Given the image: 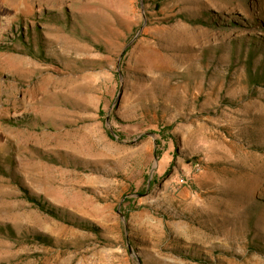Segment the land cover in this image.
<instances>
[{
  "label": "rangeland",
  "instance_id": "rangeland-1",
  "mask_svg": "<svg viewBox=\"0 0 264 264\" xmlns=\"http://www.w3.org/2000/svg\"><path fill=\"white\" fill-rule=\"evenodd\" d=\"M0 264H264V0H0Z\"/></svg>",
  "mask_w": 264,
  "mask_h": 264
},
{
  "label": "trees",
  "instance_id": "trees-1",
  "mask_svg": "<svg viewBox=\"0 0 264 264\" xmlns=\"http://www.w3.org/2000/svg\"><path fill=\"white\" fill-rule=\"evenodd\" d=\"M191 22H195V21H191ZM196 22H201V21L197 20ZM155 144L158 146V145H159V142L156 141ZM156 153H158V151H156ZM37 205L40 207L41 210H44V209H43L44 207L41 206L40 203H37ZM48 212H50L49 214L53 215V213H51V211H48ZM53 216H54V215H53Z\"/></svg>",
  "mask_w": 264,
  "mask_h": 264
},
{
  "label": "built area",
  "instance_id": "built-area-1",
  "mask_svg": "<svg viewBox=\"0 0 264 264\" xmlns=\"http://www.w3.org/2000/svg\"><path fill=\"white\" fill-rule=\"evenodd\" d=\"M196 169L198 170L199 168H198V167H196Z\"/></svg>",
  "mask_w": 264,
  "mask_h": 264
},
{
  "label": "water",
  "instance_id": "water-1",
  "mask_svg": "<svg viewBox=\"0 0 264 264\" xmlns=\"http://www.w3.org/2000/svg\"><path fill=\"white\" fill-rule=\"evenodd\" d=\"M155 160H156V158H155Z\"/></svg>",
  "mask_w": 264,
  "mask_h": 264
}]
</instances>
